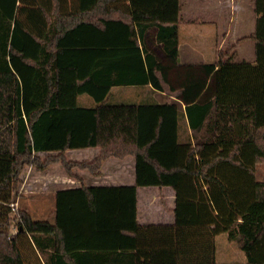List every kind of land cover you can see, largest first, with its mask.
Listing matches in <instances>:
<instances>
[{"label":"trees","instance_id":"1","mask_svg":"<svg viewBox=\"0 0 264 264\" xmlns=\"http://www.w3.org/2000/svg\"><path fill=\"white\" fill-rule=\"evenodd\" d=\"M18 2L0 0V264H264V0L253 60L230 44L199 63L180 61L179 0H30L32 16ZM124 85L149 96L107 100ZM85 147L95 158L64 156ZM128 155L133 184L57 189L51 220L18 205L25 166L76 177ZM150 185L172 188V223L137 221ZM221 232L244 262L215 260Z\"/></svg>","mask_w":264,"mask_h":264},{"label":"rangeland","instance_id":"2","mask_svg":"<svg viewBox=\"0 0 264 264\" xmlns=\"http://www.w3.org/2000/svg\"><path fill=\"white\" fill-rule=\"evenodd\" d=\"M179 1L181 6L180 18L182 19L179 22L178 30L181 62L212 60L215 58V50L217 47L223 49L230 44L234 45L233 58L235 60H253L254 41L247 37L252 32L255 21L252 0ZM29 2L30 0L27 3L18 2L17 8L24 16H32L34 14L32 11H34L33 9L36 6L29 4ZM187 18L193 19V21L187 22ZM238 38L240 39L237 40ZM133 93V90L126 89L121 93L123 95L122 97H116L114 96V90H112L107 100L111 102L138 100L136 98L137 92ZM79 99L85 105L93 103V99L86 94L79 95ZM96 152V148H71L64 151V156L69 160H81L85 157L90 159L95 156ZM38 154L41 157L45 155V153ZM125 159L133 160V157L129 156ZM48 167V177L55 174L57 175L56 179H58L61 177L60 175H68L60 162L53 163ZM36 170L39 169H36L32 165L25 166L22 169L19 175V182L17 183V191L19 193L18 205L19 207H26L33 218L51 220L52 216L49 215L50 210L44 213L37 211L39 208L37 200L39 198L35 196L33 191L39 189L40 183L43 180L37 181V185L35 186L34 179L41 172ZM255 177L257 180L264 181V162L256 163ZM59 184L56 183V186H53V184L51 186L55 188L57 186H63ZM146 188L153 189V193L162 194L166 198V201H170V199H167L168 191L171 190L170 187L159 188L150 185ZM142 192L143 190L139 194V209L147 199L153 198L154 195L149 193L142 196ZM48 197H45L44 199L46 200L43 201L47 204L46 207L52 208L53 198ZM155 203H157V199ZM139 220H143L141 215L139 216ZM214 243L215 259L217 261L245 260V255L238 244L233 240H229L224 232L215 235Z\"/></svg>","mask_w":264,"mask_h":264},{"label":"crops","instance_id":"3","mask_svg":"<svg viewBox=\"0 0 264 264\" xmlns=\"http://www.w3.org/2000/svg\"><path fill=\"white\" fill-rule=\"evenodd\" d=\"M36 19H37V17H36ZM181 20L182 19L180 18L179 22ZM186 21L191 22V21H193V19L187 18ZM178 30H179V24H178ZM178 39H179V36H178ZM178 47H179V44H178ZM219 49H222V48L217 47V49L215 50V58H217V51ZM223 49H225V48H223ZM212 60L195 61V62L194 61H187V62L199 63V62H208V61H212ZM113 88H115V89H113ZM126 89L133 90L134 93L137 92L136 98L138 100L147 96L148 95L147 92L149 91L148 86L141 87V86H135V85H126V86L124 85V86H113L111 88V92H112V90H114V94H115L114 96L122 97L123 95L121 93H123V91ZM149 94H151V97H154L158 101L167 100L165 95L160 91L152 90ZM156 94H158V95H156ZM168 100H174V98L171 97ZM85 148H96L97 152H96L95 156L98 153L97 147H85ZM95 156L90 158V159H88L86 157L83 159L91 160V159L95 158ZM129 156H131V155L125 156L124 158L109 156V157L103 159L97 174H92L87 170L75 169L74 172L77 173L78 176L73 177V176H68V175L63 174V175H60L61 177L56 179L57 175H55V174L50 175L48 177L47 174L49 171V167H47L45 169L36 170V171H41L42 173L39 172V175L37 176V178L34 179L35 186L37 185V181H39L41 179L43 180V182L40 183L39 189H35V191H33V193H35V196H38V198H39V200H37V204L39 206L37 211H39L41 213H44L45 211H49V210H50V212L52 211V209L54 207V197H53L54 195H53V193L57 189L67 188V187H76V186H79L81 183H84L85 185L133 184L134 180H135L134 157L131 156V157H133V160L125 159ZM56 183L57 184L60 183L59 185H63V186H57L56 188L53 187V186H56L55 185ZM52 184H53V186H51ZM51 187H53V188H51ZM146 187L147 186H138L136 189L137 221L139 223H172L174 220V214L171 210V208H173V206H174V192H173L172 188L170 187L171 190L168 191V194H167V199H170V201H171V203H170V201H166V198H164L162 194H155L152 192L153 189H149ZM163 187H166V186H163ZM167 187H169V186H167ZM141 190H143L142 196L145 194H149V193H152L154 195H153V198L147 199V201H145L144 205H142L139 209V194H140ZM48 196L53 198L52 208L46 207L47 204H45V201H43V200H46V199H44L45 197L49 198ZM156 199H157V203H155ZM140 215L143 219L141 221L139 220ZM232 261H239V260H232ZM244 261L245 260L240 261V262H244Z\"/></svg>","mask_w":264,"mask_h":264},{"label":"built area","instance_id":"4","mask_svg":"<svg viewBox=\"0 0 264 264\" xmlns=\"http://www.w3.org/2000/svg\"><path fill=\"white\" fill-rule=\"evenodd\" d=\"M11 205H13V207H16V204H14V203H11Z\"/></svg>","mask_w":264,"mask_h":264}]
</instances>
